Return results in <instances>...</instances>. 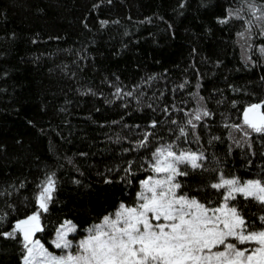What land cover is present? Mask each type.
<instances>
[{
    "label": "trees",
    "instance_id": "1",
    "mask_svg": "<svg viewBox=\"0 0 264 264\" xmlns=\"http://www.w3.org/2000/svg\"><path fill=\"white\" fill-rule=\"evenodd\" d=\"M249 4L264 10V0H0V233L37 209L53 173L36 238L49 243L65 221L84 233L137 202L163 145L203 154L177 180L214 207L220 173L264 176V134L226 127L264 100V20ZM231 203L261 227L264 204ZM24 255L19 234L0 235V264Z\"/></svg>",
    "mask_w": 264,
    "mask_h": 264
},
{
    "label": "snow or ice",
    "instance_id": "2",
    "mask_svg": "<svg viewBox=\"0 0 264 264\" xmlns=\"http://www.w3.org/2000/svg\"><path fill=\"white\" fill-rule=\"evenodd\" d=\"M248 10L257 20H264V10L254 4H249ZM235 18L244 17L237 10ZM260 51L264 54V48ZM203 115L209 113L204 111ZM194 118L198 121L201 115L197 113ZM240 119L241 124L226 127L264 134V100L246 105ZM188 124L196 127L192 120ZM181 134L186 135L183 129ZM204 159L202 153L177 152L171 144L158 147L152 153L151 171L155 175L140 182L137 202L133 206L120 204L115 213L86 229L88 234L78 241L75 251L68 239L69 233L76 230L71 221L61 225L52 241L60 254L50 252L36 238L44 231L41 215L48 211L56 190L54 173L40 186L37 209L16 221L10 232L0 235L21 236L23 264H264V216L259 218L261 227L256 228L231 203L240 195L264 204V176L242 180L220 173L218 182L210 184L217 191L223 190L222 204L214 207L211 201L201 202L180 192L182 185L177 180L187 174L180 171V165L202 168ZM5 218L0 215V223Z\"/></svg>",
    "mask_w": 264,
    "mask_h": 264
},
{
    "label": "rangeland",
    "instance_id": "3",
    "mask_svg": "<svg viewBox=\"0 0 264 264\" xmlns=\"http://www.w3.org/2000/svg\"><path fill=\"white\" fill-rule=\"evenodd\" d=\"M155 175V173L153 174V176ZM130 206H133V205H130ZM115 213V212H114ZM71 223L75 226V232H73V233H69V235H68V239L69 240H71L72 241V243H73V251H75V246H76V244L78 243V241L79 240H81V239H84L86 236H87V232H86V230L84 231V233H80V232H78V226L75 224V223H73L72 221H71ZM101 223V222H100ZM99 224V223H98ZM62 225V224H61ZM61 225H60V227H61ZM60 227L58 228V230L60 229ZM37 239H40V238H37ZM55 239V235L49 240V243H46V242H44L43 240H41V243H43L44 245H45V247L46 248H48V250L50 251V252H54V253H56V254H60V252H61V250L60 249H56L55 247H54V245H53V243H52V241Z\"/></svg>",
    "mask_w": 264,
    "mask_h": 264
}]
</instances>
